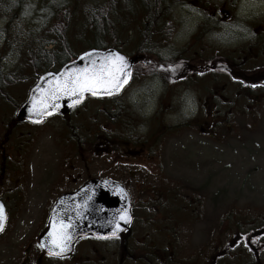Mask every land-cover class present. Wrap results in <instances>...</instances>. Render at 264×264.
<instances>
[{
  "label": "rangeland",
  "instance_id": "374dc122",
  "mask_svg": "<svg viewBox=\"0 0 264 264\" xmlns=\"http://www.w3.org/2000/svg\"><path fill=\"white\" fill-rule=\"evenodd\" d=\"M207 1L216 3L212 0ZM187 4H199V0H187ZM240 5L252 6L256 11L264 10V0H241ZM5 9L7 11H0V84L6 87L0 89L4 95V98L0 95V105L5 113L9 114L6 95L13 96V104L20 101L36 77L26 67L24 56L19 53L20 50H25L28 42L31 27L26 20L29 15L19 14L10 9V6ZM180 15L186 17L183 13ZM191 15L199 14L193 11ZM192 29V23L178 25L174 35L175 44L179 46L186 43ZM124 40L126 45L133 46L134 34L131 37L124 35L121 42ZM76 48L80 50L81 45ZM23 73H27V77H21ZM152 84L156 85L157 80L148 77L147 82L142 84L139 73L137 75L135 73L130 84L132 87L123 99L111 104L88 102L92 114L91 122L95 126L93 157L92 159L90 157L92 164L89 165L88 172L81 170L84 162H78L79 160L78 169L70 171L67 160L71 156L73 146L71 143L68 146L66 142L69 140L68 127L59 122L58 118L51 120L52 122L44 129L34 133V136L38 137L37 144L31 146L30 150L36 151L37 147L38 151L31 155V158L36 156L33 157L31 164L45 171L55 170V176H62V185L59 188L45 186L47 178L43 179L42 173L38 172L36 179L41 182L34 191L35 196L39 198L29 203L27 200L21 202L19 209L13 213L7 232L0 238V264H36L39 260L43 264H73V260L50 261L47 257L39 259L37 233L41 229L50 200L57 197L55 195L60 189L61 192L74 189L76 186L72 185L73 180L78 177L82 183L86 173L94 178H109L120 183L127 189L135 205L143 198L160 199L171 196L175 206H171L172 211L180 213L181 209L178 208H182L188 216L181 222L179 228L173 231V235L167 229L172 221H157L161 229L153 234V238L159 246L166 245L168 236L173 238L178 250V261L184 256L188 259V264H214L213 256L220 251L224 252L223 259L220 260L222 263L242 264L248 257L246 249L253 247L252 260L249 259L243 264H264V241L255 238L259 231L264 232V103H254L247 107L246 102H243L238 108L221 109L220 115L219 109L217 114L215 109L204 110L194 106L168 109L158 107V103L147 105L141 101V104H135L139 88L143 86L140 89L141 94L146 96ZM8 87L12 89H7ZM188 91H191L189 93L191 101L194 92ZM253 93L255 96L264 95V88L255 87ZM121 102L126 114L141 117L140 128L144 140L149 138V135H146L149 128H153V131L158 128V133L162 131L159 130L161 127L159 123L154 122L156 114L162 118L166 127L173 128L171 130L173 139H163L161 147V155L165 154L168 158L164 162L166 169L162 174L163 178L145 179L143 175H136L133 178L140 168L134 165L139 164V160H130L115 150L119 143L112 133L116 132L119 136V131L118 127H115L117 123L108 118H118V113L105 109L119 106ZM21 103L22 101L18 104ZM199 113L203 121L212 113L217 118L218 115L222 116L224 120L213 126L204 124L199 129L190 120V117ZM119 114L122 115L121 112ZM5 122L6 120L2 121L0 117V128ZM53 129L56 131L55 134ZM109 150H112V153L107 157L105 153ZM27 179L32 180L29 176ZM143 180L160 187L137 186V182ZM44 188H47L49 193L45 194ZM43 194L47 197L40 198ZM174 198L178 201H174ZM156 206L161 207L158 204ZM161 212L167 211L163 208ZM253 227L256 229H251ZM258 256L259 262L256 263L254 257Z\"/></svg>",
  "mask_w": 264,
  "mask_h": 264
},
{
  "label": "flooded vegetation",
  "instance_id": "af4514ba",
  "mask_svg": "<svg viewBox=\"0 0 264 264\" xmlns=\"http://www.w3.org/2000/svg\"><path fill=\"white\" fill-rule=\"evenodd\" d=\"M132 1L133 5L122 6L124 21H128L135 30L133 46L126 45V40L122 42L124 54L129 59L137 60L135 73H139L142 84L147 82L148 77L157 80L156 85L149 86L146 96L141 94L140 89L143 86L139 88L135 104H141V101L147 105L158 103V107L168 109L194 106L204 110L215 109L216 113L219 109L220 115L221 109L238 108L243 102H246L247 107L254 103H264V95L255 96L253 93L255 87L264 88V10L256 11L252 6H242L241 0H212L216 2L214 4L207 0H199V4H187V0ZM127 8H130L129 11H126ZM193 11L199 15L192 16ZM180 13L186 17L183 18ZM188 23L193 25L188 41L177 46L174 41L176 29L178 25ZM131 87L129 85L125 89L119 100L127 95ZM188 90L194 92L191 101V91ZM28 92L29 88L20 101L26 99ZM0 95L4 98L2 92ZM6 99L9 114L0 105V117L2 121L6 120L0 128V202L7 212V229L21 202L27 200L29 203L39 198L34 191L41 182L36 179L39 171L43 179L47 178L45 186L59 188L62 185V176H55V170L45 171L31 164L33 157H36L31 158V155L38 151L37 147L36 151L30 150L31 146L37 144L38 137L34 133L58 118L59 122L68 127L69 140L66 142L68 146L70 143L73 146L67 160L70 171L78 169V162H84L81 170L88 172L89 165L92 164L90 157H93L95 126L91 122L92 114L88 108V102L91 101H86L65 116L51 117L42 124H33L17 118L21 104L18 101L13 104V96L6 95ZM114 101L116 99L104 102L111 104ZM105 110L118 113V118H108L117 123L115 127L119 131V136L116 132L112 133L119 143L115 150L130 160L138 159L140 162L134 164L140 168L133 178L136 175H143L145 179L163 178L162 174L166 169L164 162L168 158L165 154L161 155V147L163 139H173V128L166 127L162 118L156 114L154 122L159 123V130L162 131L158 133V128L154 131L149 128L146 132L149 138L144 140L140 128L141 117L126 114L122 102L119 106H111ZM219 115L217 118L212 113L203 121L199 113L190 117V120L201 129L204 124L213 126L221 123L224 119ZM53 130L55 134L56 131ZM110 153L112 150L107 151L105 156L109 157ZM27 176L32 180L29 181ZM93 178L86 173L82 183L78 177L73 180L72 185L76 186L74 189L64 192L60 189L55 195L57 197L47 202L40 230L45 231L47 228L50 210L60 195L76 191ZM137 186L160 187L147 180L138 181ZM44 192L49 193V190L44 188ZM45 194L40 198L46 196ZM24 195L31 196L24 198ZM174 201L178 199L174 198ZM172 205L175 207L171 196L160 199L143 198L138 205L132 203L133 221L129 230L115 239L86 237L79 240L70 256L73 264H188V259L184 256L178 261V250L173 238L168 236L167 243L163 246H159L153 238V234L161 229L157 221H172L167 229L173 235V231L188 216L182 208H178L181 209L180 213L172 211ZM163 208L167 212L160 213Z\"/></svg>",
  "mask_w": 264,
  "mask_h": 264
},
{
  "label": "water",
  "instance_id": "95a60500",
  "mask_svg": "<svg viewBox=\"0 0 264 264\" xmlns=\"http://www.w3.org/2000/svg\"><path fill=\"white\" fill-rule=\"evenodd\" d=\"M112 53H119L114 48L108 49H90L79 54L75 59L66 63L56 72H46L42 74L36 84L31 88L27 100L23 103L17 112L18 119H26L33 123H42L46 118L57 115L67 114L79 107L87 98H112L121 94L129 84L134 67V60H128L123 54L128 64V80L113 95H107L102 92L100 95H92L85 92L83 98L76 96H66L59 94L55 101L47 99L52 89L56 87L58 80L70 75L76 69H82L85 65H90V60L96 57H107ZM98 66V65H97ZM106 87V86H105ZM97 91H102L100 87ZM56 103V108L49 109L47 115H41L43 105ZM73 101H76L73 103ZM0 233L6 224V211L0 203ZM122 216H130V220L121 219ZM132 220L131 202L125 189L116 182L108 179H93L86 185L72 194L61 196L51 211L48 230L39 239L41 248L48 254L49 252H58L57 247L58 234L63 231L71 236V243L61 255H50L53 257H65L72 253L76 241L81 237L92 235L94 237L114 238L122 235L128 228ZM119 225V227H117ZM63 226H67L64 228ZM113 231L115 236L110 235Z\"/></svg>",
  "mask_w": 264,
  "mask_h": 264
},
{
  "label": "trees",
  "instance_id": "16d2710c",
  "mask_svg": "<svg viewBox=\"0 0 264 264\" xmlns=\"http://www.w3.org/2000/svg\"><path fill=\"white\" fill-rule=\"evenodd\" d=\"M133 4L132 0H0V11L10 6L29 15L25 19L31 27L28 42L19 53L37 77L58 70L87 49L115 48L124 53L121 38L131 37L135 30L124 21L122 6ZM262 233L255 238L264 241Z\"/></svg>",
  "mask_w": 264,
  "mask_h": 264
},
{
  "label": "snow or ice",
  "instance_id": "6c2138e0",
  "mask_svg": "<svg viewBox=\"0 0 264 264\" xmlns=\"http://www.w3.org/2000/svg\"><path fill=\"white\" fill-rule=\"evenodd\" d=\"M90 65L74 70L72 74L63 77L62 81L58 80L56 87L51 90L47 99L55 101L59 98V94L76 96L82 99L85 92H90L94 96L100 95L102 92L113 95L114 92H119L128 80L129 72L127 69L129 66L125 58L119 53H112L107 57H96L94 61L90 60ZM98 87L102 91H97ZM75 102L73 101V103ZM41 104L43 105L41 115H47L49 109L54 110L56 108L55 102L49 105L41 101ZM121 219L130 220L131 217L122 216ZM0 220H2V215H0ZM63 227L66 228L67 226ZM110 235L115 236L116 232L113 231ZM70 243L71 236L62 228L56 242L60 251L55 253L50 251L49 254L61 255Z\"/></svg>",
  "mask_w": 264,
  "mask_h": 264
}]
</instances>
